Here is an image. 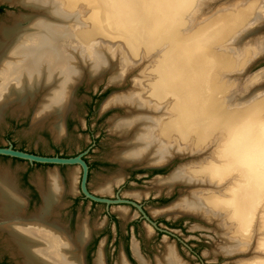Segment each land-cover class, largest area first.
I'll use <instances>...</instances> for the list:
<instances>
[{
  "label": "bare ground",
  "instance_id": "1",
  "mask_svg": "<svg viewBox=\"0 0 264 264\" xmlns=\"http://www.w3.org/2000/svg\"><path fill=\"white\" fill-rule=\"evenodd\" d=\"M1 1L32 4L35 14L23 26L25 16L14 14L12 25L0 28V121L7 107L26 109L40 91L38 113L60 117V135L78 82L108 72L109 81L124 85L136 71L130 87L104 102L127 114L112 120L123 139L115 159L157 167L188 157L156 180L168 194L187 186L158 212L213 224L223 255L235 264H264V70L237 92V78L264 56V0ZM8 174L0 171L6 184ZM54 184L49 194L61 195ZM49 194L35 221L8 226L16 254L23 264H85L88 226L72 238L41 223L52 206ZM4 206L10 212L8 201ZM103 244L95 264H106ZM165 248L156 264H189L174 242ZM132 249L149 264L136 241ZM120 264L129 263L122 256Z\"/></svg>",
  "mask_w": 264,
  "mask_h": 264
},
{
  "label": "rangeland",
  "instance_id": "2",
  "mask_svg": "<svg viewBox=\"0 0 264 264\" xmlns=\"http://www.w3.org/2000/svg\"><path fill=\"white\" fill-rule=\"evenodd\" d=\"M214 5L210 4L204 10L209 11ZM0 8V27L4 25L8 26L12 23L10 19L12 18V14L13 16L14 14H17L15 16H19L22 13L28 12L19 6H8L4 2H0ZM262 70H264V56L256 60L247 73L237 78V92H245L246 80ZM135 72L126 79L124 85L121 84L119 86L107 84L108 72L102 76L101 81L97 79H83L75 89L73 101H71L73 110L71 109L66 118V121L70 123V130L68 135L59 141L52 139L54 136L51 133V137L50 134L52 128L51 122L56 119L55 116L47 117L48 120L46 118L44 123L40 120H33L36 104L39 103L44 92L39 93L37 99L35 98L29 104L27 113H25V108L16 109L12 107L13 105H10L5 110L3 119L0 121V145H6L8 143L7 140L10 139L17 148L52 152L53 145L56 144L61 153L73 155L82 151L90 144L89 133H93V137L98 140V144L87 158L90 162L101 160L104 163V165L93 168L95 172L93 191L97 190L104 183V179L113 177L122 169L121 165L115 163L116 161L113 160V157L114 153L122 148L121 141L123 139L112 132L111 126L113 119L127 115L123 109L119 108H112L104 113H100V110L104 101L113 93L130 87V79L137 74ZM259 85L263 86L264 81ZM50 141H52V145H50ZM188 159V157L186 159L176 158L171 165L165 166L158 173L148 171L149 169H145L143 173H137V168L129 167L126 169L128 177L122 183L123 187L118 190L116 196L112 199H123L124 196L128 197L126 193L141 191L143 194L140 198L131 197L137 199V204L143 206L149 213L153 209L171 204L180 197L181 191H185L187 186L177 185L169 195L166 194V190L158 194L155 189H152L154 180L158 176H168L178 165L185 163ZM0 167L9 168L18 175L26 171L28 165L0 158ZM48 170L41 167H33L29 176L30 178L35 175L41 176ZM73 170L62 169L63 177L66 178ZM129 175L132 178H129ZM145 192H147V195H145ZM71 201L72 197L67 195L66 202L68 205L61 210V222L64 225L63 227L70 230L71 233L76 232L78 224L83 223V221H86L87 226L90 227L92 236L83 250L85 264H94L96 252L102 241L104 242L103 253L106 264H120L122 256H125L131 264H137L132 253L133 241L137 242L139 253L149 264H156L157 259L163 257L166 250V242H174L182 259L189 264H235L233 257L229 258L221 253L222 249L220 245L222 244V240L214 230L213 224H208L197 219L185 218V216L173 218L166 214H159L166 216H158L154 217V219L164 218L162 224L173 231L172 236H166L168 240L165 241L164 237L167 234L158 233L144 218H139V209L136 206L131 207L130 204L129 206L122 202L111 203L110 209L113 210L122 206L129 208V217L127 219L122 218L119 216L120 214L118 215L113 211V215L118 221L116 223L109 221L107 218L104 204L91 205L89 201H79L73 207ZM71 220L72 224L70 225ZM165 222L170 223V225H165ZM147 227L151 228V235L147 234ZM13 253L14 250L6 247L5 243L0 239V264H21V258Z\"/></svg>",
  "mask_w": 264,
  "mask_h": 264
},
{
  "label": "flooded vegetation",
  "instance_id": "3",
  "mask_svg": "<svg viewBox=\"0 0 264 264\" xmlns=\"http://www.w3.org/2000/svg\"><path fill=\"white\" fill-rule=\"evenodd\" d=\"M1 2H4V1H1ZM11 21H12V19H11ZM39 93H40V91L38 92V94ZM28 102H29L28 104H30V103H32V100L28 101ZM38 104H36L37 108L35 109V112L33 115V120L34 121L40 120V121H43V123H44L48 116L44 115L43 113H38V111H39V108L37 106ZM28 107H29V105H28ZM28 107L24 110L28 111ZM56 118H58L59 121L61 120L60 117H56ZM54 121L51 122L52 128H51L50 134L52 133L54 136V138H53L52 134H51L52 139H54L55 141H59L63 137L68 135V132L70 130V123L67 121H66V123H63V124L60 123L63 126V129H62V134L58 135V133H57L58 130H57V127H56ZM63 132H64V134H63ZM89 134H90V140H89L90 144L85 149H83L82 151L78 152L77 154H73V155H66V154L61 153L59 150V147L56 144L53 145V148H52L53 151L52 152H42L40 150H26L24 148H17L10 139L7 140L8 143L6 145H0V147L11 146L12 149L21 150V151H24V152L29 153V154H34V155L43 156V157L72 158V157H76V156L82 154L81 159L87 165L86 188L90 194H92L96 197H99V198L112 199L114 196H116L118 190L123 187L122 183L128 177V175L126 174V169H128L129 167L130 168H133V167L137 168L138 169L137 173H143L145 171V169H149L148 171L158 173L161 171V169L164 168V167L156 168V166H145L143 164L139 165L138 163L129 164L130 165L129 166L128 164H122L120 161L116 160L115 157H113V160L116 161L115 163L122 166L121 171H119V173H117L116 175H114L111 178L104 179L105 182L102 184V186H100L97 190L93 191L89 188V180L91 177L92 170H93V168H95L97 166L99 167V165H104V163H102L101 160H96L94 162H90L89 159L87 158L89 155L92 154L94 147L98 144V140H96L93 137L94 136L93 133H89ZM54 140H52V141L54 142ZM52 141L49 142L50 145H52V143H51ZM122 147H123V145H122ZM119 150H117V151H119ZM115 153H114V156H115ZM0 157H6V158H12V159L20 160V161H25L28 164V168L26 169V171L19 173L18 175H16L15 172L9 168L5 169L4 167H0V171L4 170V169L7 170V172L9 173L8 177L10 180L6 184L5 182H3L2 179H0V186L1 187H3L4 185L10 187V191H8V190L4 191L0 187V196H2V197H0L1 198L0 199V239H2V241H3V243H5L6 247L8 246V248L14 250V255H18V254H16L17 253V247L12 243V241H10V237L12 235L7 230L8 226L11 224H21V223L24 224L26 222H29V219L35 221L37 219L36 216H38V214H40L42 212V209L44 208V206L49 204L48 200H46V195L49 194V192H48L49 186L51 184H54V183H55L54 187L55 186H58L60 188L63 187V191H62L61 195L59 193H56V191H54L52 194L50 193L48 195V199L52 201V206L50 207L49 214L46 217V219H41V223H45V224L48 223L49 225H54L55 226V228H54L55 233L62 234V232H63L64 236L69 235L72 238H75L77 233H78L79 228L82 225L87 226L86 221H83V223H81L80 226L78 224L77 231L74 232L75 234L71 233L70 230H67L65 227H63L64 225L61 222V220H62L61 210H62V208L66 207L68 205V203L66 202V196L67 195H70L72 197L71 205L73 207L76 206V204L79 201H83V202L89 201L91 203V205L104 204L105 205V214L107 215V218L109 219V221H113V222L118 223L115 216L113 215V211H115L118 215L120 214L119 216L122 217L123 216L122 212H121L122 209H125L127 211V216L125 218L124 217H122V218L127 219L129 217V208H127V207L122 206V207L115 208L113 210V209H110L111 203L107 204L105 202H99V201L90 199V198L85 196V194L82 192V189H81L83 170H82V166L79 163H74V164L39 163L36 161H29L27 159H20L18 157H14V156H10V155H3V154H0ZM36 166H38V167H51V168L56 167V169H49L47 172H45L41 176L35 175V176H32L30 178L29 173H30L31 169L33 167H36ZM65 166H73V167H77V168H75L71 173H69L68 176H66V178H64L62 175V168ZM51 175L53 178H55L53 180V182H51V180H50ZM160 177H163V176H158L157 178H155L154 186L152 189H155V187L157 188L156 180ZM129 178H132V176L129 175ZM117 179H119V180L117 181ZM107 183L109 184L108 190L107 191H100L102 188H104L107 185ZM111 185H112V187H111ZM165 190H166L167 195H169L171 193L170 192L168 194L167 188H162L161 191H159L158 188L156 189L158 194H160L161 192H164ZM182 190H184V189H182ZM181 193H182V191H181ZM126 194H128L127 195L128 197L124 196L123 199L131 200V201L138 203V200L135 198H140V196L143 194V192H141V191L136 192L135 191V192H129ZM135 194H139V197H137ZM145 195H147V192H145ZM131 196H133L135 198H133ZM6 201H8V207L10 208L9 209L10 212H8V211L6 212L3 209L5 207L4 203ZM125 204L129 205V203H125ZM132 206L133 205H131V207ZM166 206H168V205H166ZM166 206H164V207H166ZM164 207L154 209V210H152L153 212L151 211V213H149L143 208V206H141L142 211L138 210V214H139V218H144V220L147 221L150 224V226L153 227L158 233L167 234L164 237V240L167 241L168 239L166 238V236L167 237L172 236L173 231H171L170 229L165 227L164 224H162V222L164 221V218L157 219V220L154 219V217H158V216L159 217H165L166 215L175 218L173 215H169V214H166L164 212H160V213L158 212L161 209H163ZM154 211H157L159 214H166V215H159L158 213H156L155 214L156 216H155V215H153V213H155ZM144 215H147L151 221L146 219ZM134 217H136V216H134ZM181 217H183V216H181ZM185 218L200 220L199 218H195L193 216H185ZM72 220H73V218H72ZM72 220L70 221V225L72 224ZM152 222L155 223V225ZM165 225H170V223L165 222ZM88 228H90V227H88ZM149 230H150V234H148ZM88 231H89V234L87 237V241L89 240V238L91 239V236H92L91 230L89 229ZM147 234L148 235L152 234V230L150 227H147ZM10 242H11V245L13 244V246H10ZM133 242H135V241H133ZM132 251H133V249H132ZM18 256L22 259V257L20 255H18Z\"/></svg>",
  "mask_w": 264,
  "mask_h": 264
},
{
  "label": "water",
  "instance_id": "4",
  "mask_svg": "<svg viewBox=\"0 0 264 264\" xmlns=\"http://www.w3.org/2000/svg\"><path fill=\"white\" fill-rule=\"evenodd\" d=\"M8 4V6H19L21 7L22 9L24 10H27L28 12L27 13H22L20 15H23V17L25 16V19L24 21L22 22L21 26H23L24 24H26L30 19L31 17L34 16L35 14V11H34V6L32 4H27V3H22L20 1H13V4L12 3H6ZM13 15V14H12ZM27 18V19H26ZM263 57V56H261ZM261 57L257 58L260 59ZM103 78V77H102ZM102 78H99L97 79L98 81H101ZM83 81V80H82ZM78 82L76 84V87L78 85H80V83L82 82ZM126 82V81H125ZM124 82V83H125ZM107 84L108 85H113V86H119L116 84V82H112V81H109V77L107 78ZM130 84H131V79H130ZM76 87L74 88L72 94H71V98L73 99V96H74V93H75V89ZM43 91V90H42ZM41 93V92H40ZM38 97V96H37ZM36 97V99H37ZM105 102V101H104ZM12 105V104H11ZM104 107V103L102 105V108L100 110V113H104L105 111H108L109 109H112V108H119V109H123L125 111V109L123 107H111V108H103ZM8 108V107H7ZM73 110V109H72ZM71 110H68V112L65 113V116H64V120H63V123H66V118L68 116V113H70ZM126 112V111H125ZM25 113H27V110L25 111ZM4 114H5V111H4ZM3 114V115H4ZM48 120V119H47ZM0 154H3V155H10V156H14V157H18L20 159H27L29 161H36V162H39V163H61V164H74V163H79L81 166H82V170H83V175H82V181H81V189H82V192L85 194L86 197L90 198V199H93V200H96V201H99V202H105L107 204H110V203H114V202H122V203H129L133 206H136L140 211H142V208L140 205H138L136 202L134 201H131V200H127V199H117V200H112V199H108V198H99V197H96L92 194H90L86 188V179H87V165L86 163L81 159V156L82 154L76 156V157H72V158H58V157H43V156H38V155H34V154H29V153H26L24 151H21V150H17V149H12L11 146L9 147H0ZM1 159H5V160H10V161H14V162H19V163H23V164H27V162L25 161H20V160H16V159H12V158H6V157H0ZM173 162V160L171 162H169L168 164L166 165H163V166H157L156 168H161V167H165L167 165H171V163ZM28 165V164H27ZM38 167V166H36ZM41 168H45V169H56V167H41ZM77 167H73V166H65L63 167L62 169H75ZM94 178H95V172L92 170V173H91V177H90V180H89V188L91 190H93V186H94ZM146 219L150 220L149 217L147 215H144ZM151 221V220H150ZM153 223V222H152ZM155 225V223H153ZM88 243V242H87ZM104 243V242H103ZM87 245V244H86ZM134 255V254H133ZM96 258H97V252H96V257L94 259V264H95V261H96ZM124 258L126 259V257L124 256ZM134 258L136 259L137 261V264H140V262L137 260V258L134 256ZM127 262L129 264L130 261H128V259H126Z\"/></svg>",
  "mask_w": 264,
  "mask_h": 264
},
{
  "label": "trees",
  "instance_id": "5",
  "mask_svg": "<svg viewBox=\"0 0 264 264\" xmlns=\"http://www.w3.org/2000/svg\"><path fill=\"white\" fill-rule=\"evenodd\" d=\"M1 9V8H0Z\"/></svg>",
  "mask_w": 264,
  "mask_h": 264
}]
</instances>
